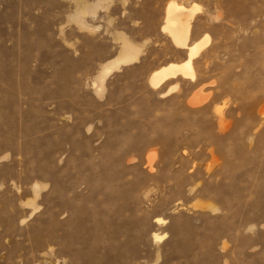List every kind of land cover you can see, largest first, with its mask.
I'll list each match as a JSON object with an SVG mask.
<instances>
[{"label":"rangeland","instance_id":"374dc122","mask_svg":"<svg viewBox=\"0 0 264 264\" xmlns=\"http://www.w3.org/2000/svg\"><path fill=\"white\" fill-rule=\"evenodd\" d=\"M0 264H264V0H0Z\"/></svg>","mask_w":264,"mask_h":264},{"label":"bare ground","instance_id":"6f19581e","mask_svg":"<svg viewBox=\"0 0 264 264\" xmlns=\"http://www.w3.org/2000/svg\"><path fill=\"white\" fill-rule=\"evenodd\" d=\"M193 11V8H186L175 2L167 4L162 30L167 32L171 42L175 46L186 49V56L185 59L179 63L170 62L152 71L148 76V84L151 88L157 89L168 79L177 76L193 79L194 70L192 60L198 55L208 41L205 35L190 44L187 42L190 32V19ZM136 58L137 55L133 46L128 42H123L120 55L103 68L101 77H104L107 73L109 74L113 69L118 68L119 65H127L134 62ZM168 90L171 89H167L162 94L167 93ZM188 102L189 104H198L200 98H198V95L194 94L189 98ZM154 237H157V235H154Z\"/></svg>","mask_w":264,"mask_h":264}]
</instances>
